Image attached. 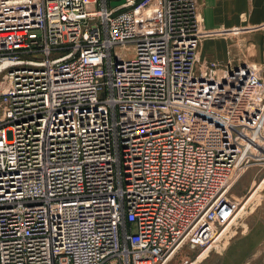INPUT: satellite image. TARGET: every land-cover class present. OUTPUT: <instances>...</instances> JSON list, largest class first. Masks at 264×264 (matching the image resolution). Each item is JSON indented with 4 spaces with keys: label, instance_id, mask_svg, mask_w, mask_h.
<instances>
[{
    "label": "built area",
    "instance_id": "1",
    "mask_svg": "<svg viewBox=\"0 0 264 264\" xmlns=\"http://www.w3.org/2000/svg\"><path fill=\"white\" fill-rule=\"evenodd\" d=\"M151 1L0 0V264H166L236 214L264 80L200 62L198 0Z\"/></svg>",
    "mask_w": 264,
    "mask_h": 264
},
{
    "label": "rangeland",
    "instance_id": "2",
    "mask_svg": "<svg viewBox=\"0 0 264 264\" xmlns=\"http://www.w3.org/2000/svg\"><path fill=\"white\" fill-rule=\"evenodd\" d=\"M231 130L240 143L237 172L228 190L239 202L236 214L228 224L215 228L207 246L183 245L166 264H264V131L246 126Z\"/></svg>",
    "mask_w": 264,
    "mask_h": 264
},
{
    "label": "crops",
    "instance_id": "3",
    "mask_svg": "<svg viewBox=\"0 0 264 264\" xmlns=\"http://www.w3.org/2000/svg\"><path fill=\"white\" fill-rule=\"evenodd\" d=\"M198 5L204 32L200 62H246L264 80V0H198ZM158 9L159 0H152L143 13Z\"/></svg>",
    "mask_w": 264,
    "mask_h": 264
}]
</instances>
